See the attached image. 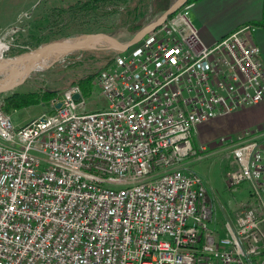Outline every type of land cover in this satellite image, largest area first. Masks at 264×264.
Masks as SVG:
<instances>
[{
  "label": "built area",
  "instance_id": "2783aa9c",
  "mask_svg": "<svg viewBox=\"0 0 264 264\" xmlns=\"http://www.w3.org/2000/svg\"><path fill=\"white\" fill-rule=\"evenodd\" d=\"M188 9L96 73L87 94L102 109L73 85L16 125L0 96V264H264V130L218 139L227 191L248 183L224 237L186 164L200 126L264 100L256 26L206 45ZM20 34L29 26L3 29L2 56Z\"/></svg>",
  "mask_w": 264,
  "mask_h": 264
},
{
  "label": "rangeland",
  "instance_id": "374dc122",
  "mask_svg": "<svg viewBox=\"0 0 264 264\" xmlns=\"http://www.w3.org/2000/svg\"><path fill=\"white\" fill-rule=\"evenodd\" d=\"M84 1L85 0L44 1L45 5L38 9V15H36L37 11L34 13L36 18L30 22L29 35L23 36L20 34L17 39L12 41L11 45H13V47L10 46L9 49L5 50L2 56L4 63H2V59H0V70L4 69L3 72L7 74L8 72L6 70H9V68L8 66L6 67L5 60L19 57L47 44L63 42L68 39L91 34L103 33L111 36L110 31L108 30L95 29L96 24L93 20H98L93 14H88L84 11L72 14L68 11L70 6L77 2ZM173 2H175V0H169V6ZM185 6H190V4L183 5L179 9ZM60 8L64 10V13L59 17L54 16V14L51 13L53 9ZM115 35L118 39H124L126 37L122 31H116ZM33 38H37V41ZM38 40L41 42L39 43ZM35 43H39V45L34 48ZM16 44L23 45V48L14 47ZM115 53H117V51L111 49H86L72 52L48 68H39L33 71L20 86L6 93L0 94V96H3L5 100L7 96H10L13 93H43L46 90L57 91L56 95L61 94V92L69 86L77 85L76 81L78 79L92 72L97 73L107 64L106 62ZM51 59V56L46 58L43 61L44 64H48ZM4 78L5 75L0 73V80H3ZM92 91H94V89ZM84 96L87 111H96L103 108V99L98 95L97 91ZM47 110L48 108L40 104L16 111H9L8 114H10L12 122L18 125L34 119ZM4 112L6 111L4 110ZM231 116H233V114L215 119L210 124L200 126L193 136L194 154L189 158V160L192 159L191 165L193 168H198L201 173V177L204 180L207 189V198L214 202L215 220L210 227L220 231L221 236L223 237L225 236V232L222 230L223 224L225 221H235L236 215L239 211L237 203L243 200V197L247 196L248 183H241L237 187L235 193L227 191L225 173L231 167V154L217 149L218 139L221 136L226 138H236L253 132L248 129L238 132L239 128L244 125L247 120L245 118L232 120ZM239 192H242L243 195H238ZM250 262V264L261 263L260 259L257 257H252Z\"/></svg>",
  "mask_w": 264,
  "mask_h": 264
},
{
  "label": "crops",
  "instance_id": "0c3cea01",
  "mask_svg": "<svg viewBox=\"0 0 264 264\" xmlns=\"http://www.w3.org/2000/svg\"><path fill=\"white\" fill-rule=\"evenodd\" d=\"M44 1L50 0H0V33L12 23L19 27L30 26V22L36 18L34 13L37 11L38 15V9L45 5ZM188 17L198 30L200 40L212 45L243 24H255L263 20L264 0H201L190 4ZM252 42L260 49L264 65V28L256 27ZM239 118L247 121L238 132L264 129V100L239 109L231 116L232 120ZM191 163L192 159L186 161L187 166L201 176L198 168H193ZM239 194L243 195L242 192Z\"/></svg>",
  "mask_w": 264,
  "mask_h": 264
},
{
  "label": "trees",
  "instance_id": "16d2710c",
  "mask_svg": "<svg viewBox=\"0 0 264 264\" xmlns=\"http://www.w3.org/2000/svg\"><path fill=\"white\" fill-rule=\"evenodd\" d=\"M168 1L169 0H85L84 2H77L70 6L68 11L72 14L80 11L93 14L98 20H93L96 24V30H108L111 36L117 41L126 43L137 31L158 19L168 9ZM197 1L199 0H187L185 5ZM51 13L59 17L64 13V10H62V8L53 9ZM254 25L264 28V19ZM116 31H122L126 37L124 39H118L115 35ZM33 39L37 41V38ZM40 42L41 41H39V43ZM39 43H35L34 48L37 47ZM95 75L96 72H92L76 81L83 95L89 92L91 81ZM56 92L57 91L46 90L43 93H13L5 98L4 110L8 113L9 111H16L40 104L48 108V102L57 96Z\"/></svg>",
  "mask_w": 264,
  "mask_h": 264
},
{
  "label": "water",
  "instance_id": "95a60500",
  "mask_svg": "<svg viewBox=\"0 0 264 264\" xmlns=\"http://www.w3.org/2000/svg\"><path fill=\"white\" fill-rule=\"evenodd\" d=\"M186 1L175 0L157 20L141 28L126 43H121L108 34H91L68 39L63 42L47 44L19 57L5 60L6 67L8 66L9 68L6 71L9 74L3 71L0 72L5 75V78L0 80V94L20 86L33 71L39 68H48L72 52L86 49H111L117 52H124L137 44L152 29L161 25L166 18L183 6ZM49 56L52 57L51 61L48 64H44L43 61ZM74 99H78V95H75ZM59 107L60 104H57L56 108Z\"/></svg>",
  "mask_w": 264,
  "mask_h": 264
},
{
  "label": "bare ground",
  "instance_id": "6f19581e",
  "mask_svg": "<svg viewBox=\"0 0 264 264\" xmlns=\"http://www.w3.org/2000/svg\"><path fill=\"white\" fill-rule=\"evenodd\" d=\"M6 45L3 43H0V59H2V51L5 49ZM2 63H4L3 59H2ZM1 69V68H0ZM3 70H0V72Z\"/></svg>",
  "mask_w": 264,
  "mask_h": 264
},
{
  "label": "snow or ice",
  "instance_id": "6c2138e0",
  "mask_svg": "<svg viewBox=\"0 0 264 264\" xmlns=\"http://www.w3.org/2000/svg\"><path fill=\"white\" fill-rule=\"evenodd\" d=\"M168 55H171V53H169Z\"/></svg>",
  "mask_w": 264,
  "mask_h": 264
}]
</instances>
